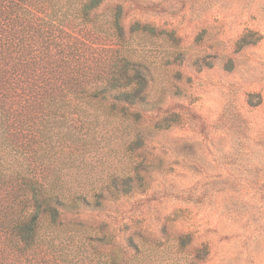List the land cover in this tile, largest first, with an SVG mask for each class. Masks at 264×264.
<instances>
[{
    "label": "rangeland",
    "instance_id": "1",
    "mask_svg": "<svg viewBox=\"0 0 264 264\" xmlns=\"http://www.w3.org/2000/svg\"><path fill=\"white\" fill-rule=\"evenodd\" d=\"M40 4L85 53L141 66L131 98L71 97L41 127L42 175L78 204L56 244L83 264H264V0Z\"/></svg>",
    "mask_w": 264,
    "mask_h": 264
},
{
    "label": "trees",
    "instance_id": "2",
    "mask_svg": "<svg viewBox=\"0 0 264 264\" xmlns=\"http://www.w3.org/2000/svg\"><path fill=\"white\" fill-rule=\"evenodd\" d=\"M42 1L0 0V264L85 262L55 242L62 243L63 216L78 204L42 175L32 146L46 123L68 110L71 97L131 98L126 86L137 85L139 75L131 71L141 67L85 53L78 45L86 44L83 36L62 35L64 29L45 18ZM78 230L70 228L68 238Z\"/></svg>",
    "mask_w": 264,
    "mask_h": 264
}]
</instances>
